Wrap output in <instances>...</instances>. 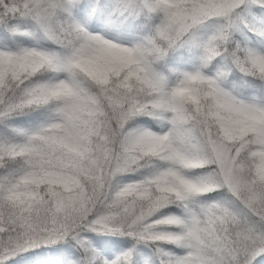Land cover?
I'll return each instance as SVG.
<instances>
[{
  "label": "snow or ice",
  "instance_id": "1",
  "mask_svg": "<svg viewBox=\"0 0 264 264\" xmlns=\"http://www.w3.org/2000/svg\"><path fill=\"white\" fill-rule=\"evenodd\" d=\"M0 264H264V0H0Z\"/></svg>",
  "mask_w": 264,
  "mask_h": 264
}]
</instances>
